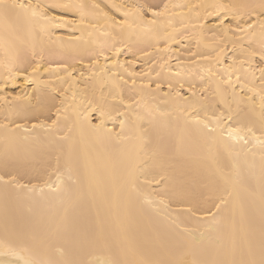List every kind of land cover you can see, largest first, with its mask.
Instances as JSON below:
<instances>
[{"label":"snow or ice","instance_id":"6c2138e0","mask_svg":"<svg viewBox=\"0 0 264 264\" xmlns=\"http://www.w3.org/2000/svg\"><path fill=\"white\" fill-rule=\"evenodd\" d=\"M185 7L189 12L203 9V20L197 12L196 23L190 19L186 23L184 14L175 12ZM229 15L232 21L226 23ZM209 16L215 17L216 24L207 30L215 33L220 29L223 36L207 49L208 55L197 50L189 59L195 57L192 66L207 65L201 71L216 84L213 102L194 100V84L188 89L191 95L182 94L189 81L184 80L185 66L178 64L180 71L174 77L181 82L173 95L174 85L169 80V93L165 94L173 97L175 107L169 108L167 100L163 105L149 106L145 95L159 92L161 84L151 88L149 77L154 68L147 73L130 72L136 60L125 64L113 58L125 50L132 52L124 35H149L157 45L164 44L163 49L156 48L163 60L165 54H171L170 42L179 35L176 23L185 32L190 27L203 32V21ZM21 22L32 37L31 58L17 44ZM54 25L73 27L81 36L87 30L89 36L98 33L104 38L98 52H93L95 59L86 65L88 76L67 62L45 59L43 37L51 41ZM257 32L258 47H253ZM79 39L65 41L57 36L55 42L72 44ZM244 40L249 41L247 48L242 46ZM225 41L233 44V51L241 45L242 59H233L218 72L214 68L223 64ZM221 43L225 48H220ZM0 47L5 53L0 61L4 69L0 108L6 113L5 122L0 123V200L5 204L27 200L28 211L38 217L27 227L6 224L0 231V264H264V0L259 4L165 2L103 7L96 0L91 4L78 0H0ZM140 51L147 63L153 53ZM256 56L261 63L259 77L251 71ZM101 58L109 63L101 65ZM166 68L167 62L160 63L161 70ZM44 75L49 79L44 80ZM17 76L34 86L32 92L24 91V85L20 86L22 91H6V85ZM160 77L157 71L156 79ZM81 78L91 83V95L87 88L83 95L78 94L76 82ZM200 80L203 83L205 75ZM54 83L63 90L52 87ZM97 83L99 98L95 95ZM108 85V93L103 94ZM43 86L62 97L55 118L49 116L30 128L16 123L28 111L33 95L46 91ZM207 91L201 89V96ZM91 112L99 113L96 123ZM26 143L56 151L50 173L54 181H45L43 186L25 184L18 179V171L10 169L9 161L18 158L22 148L28 150ZM92 152H96L95 159ZM191 160L197 161V167L186 170L185 164ZM97 195L108 204L115 228L74 222L73 211L88 196ZM53 201L62 210L45 216L43 205ZM173 204L178 207L172 209ZM133 207L146 214L152 224L151 235L143 244L121 220Z\"/></svg>","mask_w":264,"mask_h":264},{"label":"bare ground","instance_id":"6f19581e","mask_svg":"<svg viewBox=\"0 0 264 264\" xmlns=\"http://www.w3.org/2000/svg\"><path fill=\"white\" fill-rule=\"evenodd\" d=\"M26 3L27 0H24ZM33 3H36L37 0H32ZM47 2H51V0H47ZM78 2H83L86 4L93 3V0H78ZM99 2L101 6H111L112 4H135V3H160L161 5L165 2L170 4H181V5H211V4H244V3H255L259 4L260 0H96ZM113 14L117 16V18H122L121 14L116 12L115 9H112ZM177 13H183L185 17V22L191 20V23H196L195 16L196 13L199 12L201 14V20H203L204 11L203 9H196L195 11L189 12L187 7L185 8H177L175 9ZM259 12V9H257ZM59 11L57 15H59ZM239 14V13H238ZM72 18V17H69ZM246 18V17H245ZM180 17H177L179 20ZM231 15L226 20L227 22H231ZM206 25V30L203 32L197 28L192 30L191 27L187 32L181 30V26L179 23L175 24V28L180 30L179 35H176L175 39L170 42L171 50L170 56L165 54L163 56V60L160 59L159 54H156V48L160 49L164 48V44L157 45L152 37L149 35H143L139 33H134L131 36L127 34L124 35L123 39L125 44H129L132 47V52H127L126 50L121 52L118 56H114V59H118L120 62L127 64L129 61L136 60L134 65H130L129 71L135 73L145 72L147 73L150 68H154L155 71L151 72L149 79L152 81L151 88L155 89L156 84H161V89L159 92H150V94H146L144 97L145 103L149 106L152 105H163L167 100L169 101V108L175 107V101L173 97L166 96V93H169L168 81L171 80L174 88L178 87L181 82L178 78L174 77V73L180 71L177 67L178 64L185 66L184 71V80L189 81V83H185L184 89H182V94L184 96H189L191 93L188 91L189 87L193 84L195 85L194 91L196 92V97L194 100L201 101L206 104H211L214 100L213 92L215 91L216 84L215 82H209L205 72L201 71V68L206 69L207 65H200L197 63L195 66H192V60H195V57H192L191 60L189 56L191 52L201 50L205 55H208L209 49L213 44L220 41L223 36V33L220 29H216L215 33L213 31H208L207 29H211L213 25L216 24L215 17L209 16L206 21H203ZM54 31L50 33L51 41H49L48 36L43 37L44 43V57L46 60L57 61V62H67L70 66H75L79 71H84L85 76L89 75V69L86 65L91 63V59H95L93 52H98L100 46L105 43L103 37H100L99 34H93L89 36L88 31L85 30L83 35L81 36V31L76 30L73 27L64 28L59 25H54ZM169 32L172 29H168ZM57 36L63 37L65 41L68 39H75L76 37H81L78 41L72 44L65 43L60 45L55 42V38ZM256 43L253 44V47H258L259 42V33L257 32ZM32 37L29 35V31L27 27L21 22L19 39L17 41L18 46L21 50L31 58V45ZM107 43H111V41H107ZM226 43V48H225ZM225 43L220 44V48H225L223 59V64L215 65V71H221L225 67H227L230 62L235 59L239 62L242 59L240 55L241 45H237L235 51H233V44L231 42L225 41ZM249 44L248 40H244L242 46L247 48ZM37 51H39V37H37ZM117 47H122V45L118 44ZM151 52L153 55L151 58L147 59V63H145V57L141 55V51ZM220 49L218 48L217 51ZM215 55V53H211ZM4 49L0 47V61L4 59ZM106 55L112 56V52H106ZM155 61V63H154ZM167 62V68L164 70L160 69V63ZM101 65L106 62L103 58L100 60ZM251 63L255 66L251 71H255L257 77H259V68L261 67L260 57L256 56L252 59ZM247 68L248 65L246 64ZM99 71V69H96ZM115 70V69H114ZM161 72V77L159 80L156 79V72ZM4 73V69L0 66V79H2V74ZM191 74V75H190ZM127 77V74H125ZM205 75V81L201 83L200 76ZM44 80H48L49 77L47 75L43 76ZM233 80H235V75H233ZM148 80H145L144 83H148ZM141 83L139 77H137V84ZM259 83V80H257ZM21 85H24V91L32 92L33 85L31 83H26L22 76L15 77L14 81L9 82L6 85V91L9 92H18L22 91ZM45 87L46 91L43 93H36L33 95L31 100V106L28 111L21 114V118L16 119V123H26L29 128L32 123L39 122L40 120H44L47 117L51 116L55 118V110L57 107H60V100L62 97L59 96L58 92H53L50 87ZM52 87L59 88L60 91L63 90V86H60L58 83H54ZM88 89L89 95H91L92 85L91 83L86 84L85 79L81 78L76 82V89L78 94L83 95V90ZM110 85L103 87V94H107L109 91ZM203 88H207L208 91L201 96L200 90ZM150 91V90H149ZM239 91V88H237ZM3 94V93H0ZM71 93H69V96ZM95 95L97 98L101 96L100 84L97 83L95 86ZM127 95V92H125ZM55 97V99H53ZM110 99V98H109ZM135 99V97H134ZM218 102V98H215ZM45 104L49 107L42 108L41 105ZM235 107V105H233ZM217 112L219 109H216ZM6 113L2 108H0V123L5 122ZM203 115V113H202ZM24 117H35L33 120L31 118L25 119ZM90 117L93 123H96L99 119L98 112H91ZM116 126H119V121H115ZM108 127L112 126L111 122L107 123ZM19 135V134H17ZM39 135L43 136V133ZM79 145H77V149H79ZM25 148L28 150L25 151L22 148L20 156L18 158H13L9 161L10 169H15L18 171V179L22 183L25 184H36L43 186L45 181H54L55 176L51 175L52 168L55 167L56 163V151L50 148H42L40 146H34L31 144L25 145ZM98 150V148H97ZM3 151V133L0 132V153ZM92 156L95 159L96 152H92ZM2 160V157H0ZM197 167V161L191 160L186 162L185 168L186 170H194ZM3 171V168L0 167V172ZM151 178V169H148ZM143 179V177H142ZM150 191V189H149ZM85 192H87V188L85 186ZM30 206V202L27 200L15 201L11 200L7 204L3 200H0V231L3 230L5 225L7 224L9 227H27L33 224L37 219V215L34 213H30L28 211ZM178 205H171L172 209L177 208ZM45 216L54 215L56 212L62 210V206L57 202L53 201L51 205H43ZM237 218H239V210H237ZM72 218L75 223H81L86 221L87 223L95 226L98 224H103L104 226H112L115 228V224L113 222L112 216L108 211V204L104 202V200L97 195L95 198L88 196L82 205L78 206L72 213ZM121 220L123 225L129 230L131 234H133L140 243H145L146 238L150 237L152 231V224L150 223L149 217L142 213L137 207H133L129 210L128 214L122 215Z\"/></svg>","mask_w":264,"mask_h":264}]
</instances>
